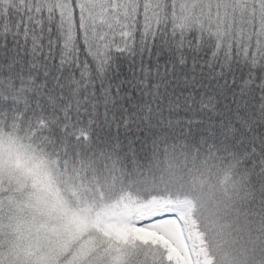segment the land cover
Returning a JSON list of instances; mask_svg holds the SVG:
<instances>
[{
    "label": "snow or ice",
    "instance_id": "6c2138e0",
    "mask_svg": "<svg viewBox=\"0 0 264 264\" xmlns=\"http://www.w3.org/2000/svg\"><path fill=\"white\" fill-rule=\"evenodd\" d=\"M0 264H264V0H0Z\"/></svg>",
    "mask_w": 264,
    "mask_h": 264
}]
</instances>
